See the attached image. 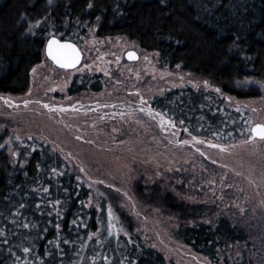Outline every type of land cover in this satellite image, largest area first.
<instances>
[{
    "label": "trees",
    "instance_id": "16d2710c",
    "mask_svg": "<svg viewBox=\"0 0 264 264\" xmlns=\"http://www.w3.org/2000/svg\"><path fill=\"white\" fill-rule=\"evenodd\" d=\"M94 27L100 38L127 37L213 85L167 91L145 115L218 145L250 136L247 111L227 98L264 96V0H0V93L28 91L50 37L79 43ZM100 87L87 76L73 86ZM16 144L0 147V264H175L53 146ZM136 195L174 216L177 239L215 264L263 260L264 233L250 219L185 201L160 182L139 184Z\"/></svg>",
    "mask_w": 264,
    "mask_h": 264
},
{
    "label": "rangeland",
    "instance_id": "374dc122",
    "mask_svg": "<svg viewBox=\"0 0 264 264\" xmlns=\"http://www.w3.org/2000/svg\"><path fill=\"white\" fill-rule=\"evenodd\" d=\"M77 44L84 56L79 68L63 70L44 57L32 70L26 93H0L1 145L33 139L53 146L95 191L113 197L143 243L169 263L215 264L177 239L174 216L138 199L139 184L160 182L185 201L206 202L219 212L248 218L264 233V141L250 138L251 132L246 140L228 145L195 139L183 126L160 123L142 109L167 91L212 90L211 82L170 67L159 53L127 37L100 38L96 27ZM132 50L138 61L126 59ZM84 76L99 81L100 89L75 91V79ZM227 99L247 111L249 130L264 123V96Z\"/></svg>",
    "mask_w": 264,
    "mask_h": 264
},
{
    "label": "snow or ice",
    "instance_id": "6c2138e0",
    "mask_svg": "<svg viewBox=\"0 0 264 264\" xmlns=\"http://www.w3.org/2000/svg\"><path fill=\"white\" fill-rule=\"evenodd\" d=\"M237 39H239V37H237ZM46 55L50 57L51 60L57 65H60L63 68H75L81 60V51L74 43L62 41L57 39L55 36L47 41ZM127 55L132 59L137 58L135 52H128ZM204 83L207 84V81ZM25 103H27V101H25ZM169 123L172 122L169 121ZM250 132V138H259L260 140L264 141V123L255 124L251 128ZM186 143H190V141H187ZM0 147H4V145H0ZM29 251L30 249L28 248L24 249V252Z\"/></svg>",
    "mask_w": 264,
    "mask_h": 264
},
{
    "label": "water",
    "instance_id": "95a60500",
    "mask_svg": "<svg viewBox=\"0 0 264 264\" xmlns=\"http://www.w3.org/2000/svg\"><path fill=\"white\" fill-rule=\"evenodd\" d=\"M53 37V36H52ZM52 37H50L49 39H51ZM57 39H60V40H62L61 38H59V37H57V36H55ZM48 39V40H49ZM47 40V41H48ZM62 41H69V40H62ZM69 42H71V43H74L76 46H77V48L78 49H80V47H79V45L77 44V43H75V42H73V41H69ZM46 48H47V42H46V46H45V55H46ZM80 51H81V49H80ZM129 52H135L136 53V57L137 58H135V59H132V58H129L128 57V55H127V53H126V59L128 60V61H130V62H135V61H138L139 60V58H140V56H139V54L136 52V51H129ZM46 58H48L56 67H58V68H60V69H63V70H75V69H77V68H79L81 65H82V63H83V59H84V56H83V53H82V51H81V60H80V63L78 64V65H76V67L75 68H63V67H61L60 65H57L54 61H52L51 60V58L50 57H48L47 55H46ZM259 139V138H258Z\"/></svg>",
    "mask_w": 264,
    "mask_h": 264
}]
</instances>
